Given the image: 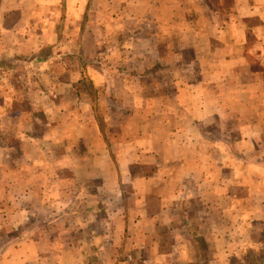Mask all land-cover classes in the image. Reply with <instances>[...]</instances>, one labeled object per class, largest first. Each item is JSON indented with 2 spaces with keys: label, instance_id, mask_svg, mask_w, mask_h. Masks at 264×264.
<instances>
[{
  "label": "crops",
  "instance_id": "obj_1",
  "mask_svg": "<svg viewBox=\"0 0 264 264\" xmlns=\"http://www.w3.org/2000/svg\"><path fill=\"white\" fill-rule=\"evenodd\" d=\"M16 66L0 264H264V0H0Z\"/></svg>",
  "mask_w": 264,
  "mask_h": 264
},
{
  "label": "rangeland",
  "instance_id": "obj_2",
  "mask_svg": "<svg viewBox=\"0 0 264 264\" xmlns=\"http://www.w3.org/2000/svg\"><path fill=\"white\" fill-rule=\"evenodd\" d=\"M175 1L180 2L181 0H175ZM145 25L150 26V24L148 22H146ZM136 27H137V25H136ZM151 30H154V29H151ZM141 31L145 32L146 30L141 29ZM89 32H91V34L92 33L95 34V29L91 28ZM81 47L82 46L80 45V48ZM41 52H42L43 56H46L47 54L50 53V49L44 48V50H42ZM21 68H22V66H19V67L16 66V69H18V70ZM18 72H19L18 76H13L12 73H10V75H7L6 77L5 76H3L2 78L0 77V96L4 95V94H1L2 90H5V92L10 90L9 91V99L12 100V105L16 104V108L21 109V108H25L26 105H28V99H27L28 96L26 93L27 87L31 86V83L33 82L35 77L31 75L32 73H29V71H26L25 68H24V71L19 70ZM82 81L83 82H82L81 86L83 87V89L89 95H91L92 99L94 97H96L94 87L92 86L90 81L88 79H83ZM0 101H1V99H0ZM105 109H106L105 107H103V109L97 107L95 111L102 115V112L105 111ZM43 129H44V126L41 125V127L39 128L37 133H41V131ZM0 130H1V128H0ZM9 130L12 131V129H10V128H9ZM10 134H11V132H10ZM3 142L7 143L9 149H12L13 157L16 158L17 157V150H18V147L20 145V143L17 141V139L15 137L12 138L11 136H8L7 140H6V138L4 139V138L0 137V144H2ZM0 198H5V197H3L0 194ZM205 257H208V254ZM260 257L263 259V256L261 254H258L257 257L253 256L248 261L253 262L250 264H260L259 262H257L258 258H260ZM233 264H238V262H233Z\"/></svg>",
  "mask_w": 264,
  "mask_h": 264
}]
</instances>
